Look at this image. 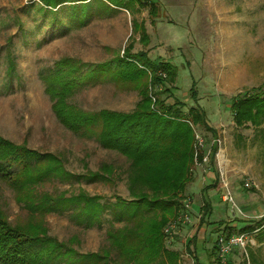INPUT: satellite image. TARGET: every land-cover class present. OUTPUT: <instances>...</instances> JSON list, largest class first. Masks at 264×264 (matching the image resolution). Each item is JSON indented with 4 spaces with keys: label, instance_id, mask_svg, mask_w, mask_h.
Segmentation results:
<instances>
[{
    "label": "rangeland",
    "instance_id": "obj_1",
    "mask_svg": "<svg viewBox=\"0 0 264 264\" xmlns=\"http://www.w3.org/2000/svg\"><path fill=\"white\" fill-rule=\"evenodd\" d=\"M146 1L158 8L156 16H149L148 5L136 4L139 10L132 14L97 6L79 25L69 19L68 10L61 9L63 23L56 27L52 15L40 10L42 0H0V210L13 226L30 224L41 230L43 245L27 264H128L108 238V230L121 226L111 224L109 214H104L101 227L85 228L71 210L48 211V206L70 201L84 205L83 200L73 199L84 193L101 201L130 199L129 161L102 147L97 112L132 111L139 90L148 83L155 108L176 106L187 114L200 107L215 131L194 126L195 134L203 138L198 153L207 161L195 165L196 156L192 181L180 197L181 202L186 198L192 202L190 222H179L170 230L167 248L180 254V264H197L193 247L186 251V236L194 226L191 222L198 220L204 188L211 182L207 173L213 171L218 180L229 183L235 206L222 199L224 190L217 185L208 190L212 202L208 220H214L216 229L207 226L205 237L220 234L225 226L233 233L252 226L254 231H244L246 247L236 248L227 264H264V122L259 127H237L231 106L243 92L257 90L264 82V0ZM133 18L145 22L147 44L139 40L140 28L133 29ZM128 45L129 56L138 64L128 63L123 70L135 66L137 73L133 82L121 83L117 71L112 78L100 70L105 64L117 68L115 57L123 55ZM141 52L158 70L162 62L174 67L175 79L151 84L153 74H165L156 67L152 74L141 67L145 60ZM62 84L70 86L61 101L67 107L62 115L71 127L55 112L59 99L54 91ZM259 94H264V85ZM1 139L14 148L4 150ZM24 160L32 162L29 172L23 170ZM51 167L55 169L42 180L23 181ZM92 173L103 175L93 178ZM246 180L255 186L244 187ZM34 203L41 204L40 212L29 211ZM1 222L0 233L12 228ZM213 246L214 241L206 239L197 243V259L217 264Z\"/></svg>",
    "mask_w": 264,
    "mask_h": 264
},
{
    "label": "trees",
    "instance_id": "obj_2",
    "mask_svg": "<svg viewBox=\"0 0 264 264\" xmlns=\"http://www.w3.org/2000/svg\"><path fill=\"white\" fill-rule=\"evenodd\" d=\"M42 2L43 6L40 7V10L52 15L51 22L56 27L63 23L58 14L61 9L68 10L69 19L79 25L86 23L91 15L90 9L97 6L99 9L103 7L107 11L123 8L132 13L134 10H139V7L148 5L152 16H156L158 10L155 5H152L150 1L147 3L146 0H42ZM136 4L139 6L138 8H136ZM64 5L67 6L64 7ZM133 24L135 30L139 29L138 23L133 22ZM146 35L142 26L141 39L143 42L147 40ZM130 48L131 45H128L123 55L115 57L117 60L113 66L116 64L117 68L112 70V66L109 68L105 64L102 65L105 68L100 71H103L102 73L105 75L110 74L112 78L115 76L114 72L117 71L121 83L133 82L134 74L137 73L136 67H130L129 72L123 70V68H128L126 66L128 63L138 64L136 59L129 56ZM139 56L145 58L144 65L140 64V66H145L150 71L149 73L152 74L156 67V71L165 74V77L153 74L150 78L151 84L171 82L175 79L176 70L174 67L171 68L167 63L162 62L159 64L158 70L146 53L141 52ZM262 84L264 85V82ZM263 85L257 90L241 92L242 94L232 103L233 120L237 127L248 125L259 127L264 122V94H259ZM61 87V90L54 91L56 99H59L55 104L57 106L55 112L64 124L71 127L72 124L67 122L65 116L62 115L67 110L62 101L69 92L70 86L65 88L66 84H62ZM139 93L140 99L130 112L106 109L97 112L102 125L100 132L102 147L117 151L129 161L127 189L130 199L116 197L115 202L101 201L99 196H89L84 193V195L73 198L76 199V202L83 200L84 205L70 201L57 206L58 202H50L48 211L71 210L72 217L76 219L81 217L84 221L81 224H84L85 228L101 227L102 218L107 213L111 216L109 220L111 224L121 225L114 231L108 230V238L112 241L114 248L119 251V255L127 258L128 264H179V253L167 249L165 246L167 234L164 230L168 223L181 214L183 201L181 202L180 197L184 196L188 184L192 181L191 167L195 163L194 126L202 125L212 132L215 131L200 107L190 108L187 114H183L181 107L176 106L158 105L159 110L155 108L149 94V83L142 86ZM1 144L4 150L14 148L13 144L6 140ZM216 151L217 144L214 145L210 157L212 164ZM202 158V154L198 153V161L201 162ZM31 163L24 160V172L30 171L28 164ZM105 168L108 169V167ZM46 169L41 174L37 176L32 174L30 176L32 178H26L23 181L42 180L50 170L55 168ZM107 174L111 175L112 172L108 171ZM91 175L93 178H99L103 174L92 173ZM217 183L218 176L213 180L211 188L216 187ZM207 189L209 188L204 190V217L212 212L211 203L206 196ZM31 207L29 211L32 213H38L41 210L40 203H34ZM75 210L76 212H74ZM0 220L4 226L7 224L12 226L8 229L9 231L5 230L0 233V264H27L26 260L33 261L32 257L39 254L40 246L43 245L39 227L30 224L13 226L4 218L1 210ZM261 228V238H264V228ZM247 230L254 231L255 228L246 226L239 232ZM233 231L225 226L219 235L229 236L233 234ZM191 243L193 240H189L188 247ZM214 248L216 249V241ZM58 255L59 253H55L54 258H57ZM90 256L96 255L90 254ZM215 260L217 264H221L218 257ZM195 261L197 264H201L197 258Z\"/></svg>",
    "mask_w": 264,
    "mask_h": 264
},
{
    "label": "built area",
    "instance_id": "obj_3",
    "mask_svg": "<svg viewBox=\"0 0 264 264\" xmlns=\"http://www.w3.org/2000/svg\"><path fill=\"white\" fill-rule=\"evenodd\" d=\"M195 159L198 154V150L203 147V138L200 137L198 133L195 134ZM202 161H207V157L203 156ZM200 161H197L195 165H198ZM255 186L254 181L246 180L244 182V187L250 188ZM219 191H223L222 199L224 201H232L234 206V200L230 192V185L225 180V178H221L218 180L217 187ZM192 212V202L188 198L183 201V208L181 214L173 221L169 223V225L165 228V233L169 234L170 230L174 229L179 222L188 223L190 222ZM264 218V215L262 216ZM248 237L245 232L233 233L229 236L219 235L216 240V252L217 257L221 264H227V260L229 255L236 249L241 248L244 249L247 245Z\"/></svg>",
    "mask_w": 264,
    "mask_h": 264
},
{
    "label": "crops",
    "instance_id": "obj_4",
    "mask_svg": "<svg viewBox=\"0 0 264 264\" xmlns=\"http://www.w3.org/2000/svg\"><path fill=\"white\" fill-rule=\"evenodd\" d=\"M158 11V10H157ZM129 13H131V12H129ZM133 13V12H132ZM131 13V14H132ZM148 13H149V16H152L151 14H150V12H149V10H148ZM133 22H136V23H138L139 24V28H140V30H141V33H142V26L144 27V29H145V32H146V34H147V30H146V25H145V22L143 21V20H141L140 22H138L137 20H135L134 18H133V20H132V25H133V29H134V24H133ZM137 30H139V29H137ZM141 33H140V36H139V40H142L143 41V39H141ZM148 40H149V37H148V39L146 40V44L148 43ZM198 168V167H197ZM207 177L208 178H210L211 179V182L208 184V185H206V187L205 188H209V189H211V186H212V184H213V180L214 179H216V176L213 174V171L211 172H208L207 173ZM215 177V178H214ZM204 188V189H205ZM209 189H207L206 190V196H207V199L210 201V203H211V206H212V202H211V200H210V198H209V196H208V194H207V192H208V190ZM204 206H205V201H203V203H202V205L200 206V208H199V211H197V216H198V220H197V222L196 223H194L193 221L191 222V223H193V225L194 226H192L191 228H190V231H189V233L187 234V236H186V251L188 252V250L187 249H190L191 248V246L193 247V249H191V251L193 252V259H195V258H197L196 256H195V249H196V246H197V243L199 244V245H201V244H203L204 243V241H205V239L206 240H208V241H214V245H215V241L217 240V237H218V235L219 234H216V235H208V236H206L205 237V231H206V229H208L207 228V226H210V227H212V228H214L215 227V222H214V220H208V219H210V214H207L205 217L203 216V214H204V212H205V210H204ZM219 223V222H218ZM218 229H220L219 227H217ZM215 229H216V227H215ZM166 238H168V234L166 235V237H165V246H166ZM189 240H193V243H191V245L188 247V242H189ZM166 248H167V246H166ZM213 248H214V246H213ZM167 249H169V248H167ZM216 250H214V252H215ZM188 253H190V252H188ZM215 256V255H214ZM179 257H180V254H179ZM216 259V258H215ZM200 262V261H199ZM201 264H204V263H202V262H200ZM179 264H180V259H179Z\"/></svg>",
    "mask_w": 264,
    "mask_h": 264
}]
</instances>
